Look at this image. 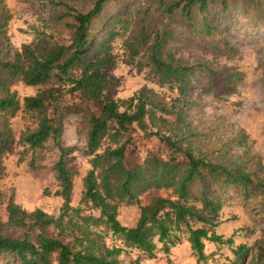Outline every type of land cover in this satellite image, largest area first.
Returning a JSON list of instances; mask_svg holds the SVG:
<instances>
[{"label":"trees","instance_id":"trees-1","mask_svg":"<svg viewBox=\"0 0 264 264\" xmlns=\"http://www.w3.org/2000/svg\"><path fill=\"white\" fill-rule=\"evenodd\" d=\"M107 1L92 0L88 8L80 9L66 0H50L62 6L52 22L65 36L40 31L30 42L12 48L7 33L10 14L0 0V157L18 144L30 151L28 167L37 171L44 152L56 149L53 195L62 201L57 215L40 208L26 211L8 201L7 229L0 222V258L6 260L2 264H122L119 255L128 248L154 258L160 243L167 253L181 240L176 232L186 233L199 264L206 259L204 241L232 243L231 237L223 239L213 229L222 206L221 199L208 192L213 186H233L244 200L259 196L264 213L261 163L250 154L243 130L219 149L216 158L194 152L184 134L189 126L183 108L191 100L197 76L216 72L204 63L176 57L169 48L179 30L212 34L216 30L208 17L212 12L255 11L264 24V0H125L123 11L101 20ZM117 39L125 61L144 70L150 82L175 91L171 104L158 100L146 85L123 99L108 93L119 84L107 72L116 64ZM222 74L229 90L244 80L236 68ZM15 79L38 89L20 101L10 88ZM18 112L34 126L16 138L10 119ZM167 114L174 116L170 124L175 125L169 134L156 126L157 121L168 123ZM70 115H80L84 123L81 147L62 141ZM134 129L164 143L169 155L150 151L140 161L129 159L136 148L129 133ZM76 152L89 157V168L82 178L78 206H72ZM149 190L167 194L150 195L141 204L140 197ZM122 205L138 206L133 226L120 223ZM84 209L98 214H82ZM107 234L119 239L121 246H107L103 240ZM230 250L233 258L227 259L228 264H264V237L253 246L241 243Z\"/></svg>","mask_w":264,"mask_h":264},{"label":"rangeland","instance_id":"rangeland-1","mask_svg":"<svg viewBox=\"0 0 264 264\" xmlns=\"http://www.w3.org/2000/svg\"><path fill=\"white\" fill-rule=\"evenodd\" d=\"M66 1L80 9H86L92 3V0ZM49 2L50 0H3L2 4L10 14L7 33L12 48H19L23 43L30 42L40 31L51 32L56 37L65 36V32L57 27V23L52 22L55 14L61 12L62 6ZM125 5V0H108L104 4L101 20L123 11ZM208 17L216 26L212 34L197 36L190 33L189 29H183L179 30L176 38L169 44L176 57L183 58L190 64L204 63L216 72L213 76L202 73L197 76L191 91V100L183 108L184 119L189 126L188 131L183 129L186 131L184 134H188L195 153L202 152L216 158L219 149L231 144V139L243 130L248 136L250 154L259 159L262 167L260 174L264 176L263 19H259L255 11L248 12L242 9H231L223 11L222 14L212 12ZM100 25L101 22L97 23L98 27ZM120 44L121 41L117 39L113 49L116 64L107 70L119 84L108 90V93L115 99H123L146 85L157 93L158 100L171 104L176 97L175 91L168 86L161 87L150 82L144 70H138L125 61ZM227 68H236L244 74L243 82L234 90H229L223 81L222 71L224 73ZM10 88L16 92L20 101L24 96L33 95L38 89L17 79L10 83ZM164 117L168 123L157 121L156 126L159 125L162 132L169 134L175 126L170 124L173 123L174 116L167 114ZM10 123L16 138L21 131L34 126L21 112L13 116ZM149 128L155 130L156 127ZM84 132V123L80 115H70L64 123L62 141L66 145L81 147L84 144ZM129 133L133 136V146L136 147L129 159L140 161L150 151L163 156L169 155L170 151L157 138L144 137L137 129L130 130ZM74 155L75 175L71 204L78 206L82 178L89 168V157L80 152ZM29 158L30 151L18 144H14L10 151L0 157V222L4 229H7L6 206L9 200L26 211L40 208L53 215L59 212L62 201L53 195L56 187L52 166L57 158L56 149L50 147L44 152V159L39 160L41 167L37 171L29 169ZM208 192L211 197L220 198L222 202L216 218L219 223L213 229L223 239L231 237L232 243L229 246L226 243H218L215 245L216 250L208 251L209 257L200 264H228L233 258L230 248L241 243L253 246L256 240L264 237V213L261 211L260 197L251 196L244 200L233 186L224 188L215 185ZM153 194L163 196L167 192L149 190L140 197L141 204H146L149 196ZM90 213L98 214L97 211L86 209L82 212L85 215ZM138 213L137 205H122L119 208L118 219L122 225L130 227L136 223ZM98 231L102 233L101 230ZM176 234L181 240L174 247L180 248L181 255H185L189 252L187 235L185 232ZM103 240L107 246H121L119 239L109 234L103 235ZM158 248L154 258H148L145 254L128 248L119 255V259L122 264L136 260L139 264H170L171 260L160 249V243ZM214 253L216 257L212 256ZM188 258H192L193 264L196 257L191 252ZM3 262L6 260L0 258V264Z\"/></svg>","mask_w":264,"mask_h":264},{"label":"crops","instance_id":"crops-1","mask_svg":"<svg viewBox=\"0 0 264 264\" xmlns=\"http://www.w3.org/2000/svg\"><path fill=\"white\" fill-rule=\"evenodd\" d=\"M207 242L208 241H204V254L206 255V259L209 257V255H208L209 252L208 251H210L212 249L215 251L216 250V246L218 244V243H214V242H208L209 244H207ZM187 249L189 251L188 253L190 254L191 253V249H190L188 241H187ZM179 250H180V248H178L176 246L175 247L172 246V247H170L169 251L167 253H165V256H167V258L171 260L170 264H182L183 261H184L183 264H191L192 263V258H188L189 254L187 253L185 255H181ZM212 256L216 257V253H214ZM186 259L188 261L185 262ZM193 264H197L196 258L194 259V263Z\"/></svg>","mask_w":264,"mask_h":264}]
</instances>
